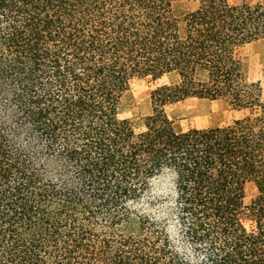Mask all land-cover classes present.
<instances>
[{"label":"trees","instance_id":"trees-1","mask_svg":"<svg viewBox=\"0 0 264 264\" xmlns=\"http://www.w3.org/2000/svg\"><path fill=\"white\" fill-rule=\"evenodd\" d=\"M261 41L262 3L0 0V264H264V103L238 55ZM144 77L167 80L151 113L119 119ZM187 98L259 116L179 130Z\"/></svg>","mask_w":264,"mask_h":264},{"label":"rangeland","instance_id":"rangeland-1","mask_svg":"<svg viewBox=\"0 0 264 264\" xmlns=\"http://www.w3.org/2000/svg\"><path fill=\"white\" fill-rule=\"evenodd\" d=\"M230 4H255L264 0H227ZM239 57L245 63L247 76L250 81L258 82L262 89L264 103V41L244 45L238 51ZM166 79L153 81L150 77L133 78L129 84L128 95L121 101L118 118L139 122L151 113L149 103L150 92ZM167 117L179 130L207 129L231 124L246 117L259 116L257 108L238 109L225 100L209 101L204 99L187 98L165 108ZM165 188L162 181L154 183V191L160 193ZM245 203L255 196L256 190L252 184L245 186ZM249 225V219H245Z\"/></svg>","mask_w":264,"mask_h":264}]
</instances>
